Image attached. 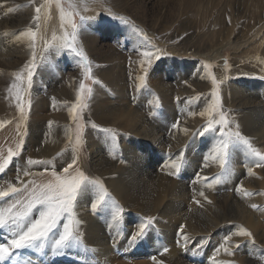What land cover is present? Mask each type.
I'll use <instances>...</instances> for the list:
<instances>
[{"label":"bare ground","instance_id":"bare-ground-1","mask_svg":"<svg viewBox=\"0 0 264 264\" xmlns=\"http://www.w3.org/2000/svg\"><path fill=\"white\" fill-rule=\"evenodd\" d=\"M66 1L72 6V8L75 9V11L78 13L77 15H79L80 18L83 17V19H81L83 25L85 24L84 22H87L91 25L96 21H104L108 18L113 19L114 13L119 10L125 11L123 9L125 7H128L130 10L134 9L136 11L134 12L135 16L142 14L143 17H146V6L144 3L147 0H100L101 4L99 5H96L95 3L98 2L94 0H82L86 1V4H82L81 0ZM169 1L170 0H161V2L158 3V10H155V20L158 21V23L165 22V24L169 23L170 26H173L174 24L178 23L174 22L175 19L173 16L175 12L172 10L168 11L169 7L167 3H169ZM246 1L249 2L248 5H246V8H249L250 6H253L254 8L256 7L254 11L250 10L252 12H249L251 13L252 17H255L254 15L258 16L261 12L264 13V0ZM172 2H174V0ZM184 2L183 9L185 12H188V7L191 6L190 1L185 0ZM35 3L36 0H0V13H7L4 17V24L2 25V22L0 23V28L1 30L3 29L2 35L6 37V39L11 40V44H9L10 46L6 44V46H3L4 42L0 40V66L9 67L11 65L9 57L13 54H23L24 58H26L25 62L22 61V64L24 65L22 70L24 73L20 74V72L15 69L16 72L21 75L20 80H17L16 77L14 79V77L11 76L12 78L9 81L10 84L6 86L7 88L4 93L5 98L2 97V101L0 99L2 102H0V158H5L7 156V151L9 148H14L15 150V145L13 142L14 137L16 139V144V142H18L20 139L18 137L21 136L22 131L24 130V132H26V148L24 155L21 156V160L19 161L21 167L24 170L30 167V170L33 171L32 166L27 165L28 159L35 158L34 156L37 155H43L46 158H54L53 161H51V163L47 164L46 166L40 165L45 168H54L58 163H63L68 158L71 159V162L68 163V165L73 164V160H75L76 163L73 164L72 169H70V173L71 175H77L79 173V167L81 166V163H85L82 162V159L80 160V156L78 154L67 151L69 149L67 147L71 144L69 141V124L70 120H72L73 105H76L77 102L76 96L79 91V84L70 81L66 86L58 87L56 90H52L48 97L47 95L46 97L36 94L31 95L29 90L32 87V83L25 81L26 73L28 72V61L33 56L30 48V42H28L27 37L23 35L18 36L17 43L15 42L16 39L12 37L15 31V23L17 22L14 21V18L11 19L12 16H14L15 9L17 8V11H20L19 15L21 18H23V22L21 24L27 25L30 21V16H32V9ZM62 3L63 2L60 0H57V4L55 6L52 5V18H54V20L57 22L59 17L58 23L60 24L61 22L65 26L67 25L66 18H69L67 19L68 23L73 24L74 16L70 17L72 14V9L71 11H68L66 15L62 14V12H60V10H62ZM25 5H27L26 8H24ZM170 8L174 9L175 4L173 3ZM41 10H44V6L41 7ZM185 12H183V14H186ZM47 13H49V10H47ZM125 14L127 13L125 12ZM187 14H189V12ZM214 22L218 23L221 33L223 31L229 32L227 36H224L226 39L224 40L223 37L222 43H218L215 42L216 39H214V36H212L209 40L210 49L203 48L201 51L199 49L201 45L204 47L206 46V43L208 44V42L202 43L201 45L199 44L197 47H194L193 50L191 49L192 51L196 50V52L192 53L191 55L213 60L219 58L222 55L223 50L227 47H230L231 45H233L236 49V41H232V39L237 36L239 37V35L234 31V29L231 30L230 27L225 28V21L223 22V16L221 13L218 14ZM10 23L14 24L13 28ZM155 23H152V25ZM158 25L161 26V24ZM7 27H10L11 30ZM57 27L58 30L61 31L58 24L54 25L53 27L48 26L46 29L43 28L42 32L44 38L42 40L43 43L41 48L38 50V56H44L47 51L63 54L64 51L62 47H65L67 58L70 59V61H72V63H74L77 68L82 66L78 57L73 56L76 55V53L67 47V44L69 43L66 42L64 38V30L62 29L61 31L62 35L58 34ZM85 27L87 30L81 34L85 38V41L83 42L80 39V33L83 31V28L79 32L76 31L75 41L78 44V49L83 51L84 56L90 60L91 80L95 82V85H92L93 89L89 98V106H87L88 108H86L85 111L88 118L86 129L87 134L85 138L90 162H88L90 166L86 165V171L92 176H95L98 179L97 181L104 185L106 191L107 189L111 191V198L106 197V199L109 200L107 206L111 207V209L115 206H118L120 209L122 208V210L125 211L124 213H126L127 218L123 223L119 222V219L114 221L112 214L105 215V220H112V222H114L115 226H111V228L115 229L116 231H120L121 234L124 232L128 234L130 231L139 230V222L143 220L139 218L138 215H141L145 218L151 217L153 218V224L148 227V231L142 238L141 244L145 246L147 249L146 252L148 253L153 252L156 254L160 248H167L166 253L170 255L176 253L179 254V251L174 248L173 243H182L186 248H189L193 244L192 241L195 242L198 238L204 237L206 234L212 236V238H221V235H223L222 233L226 231L223 230L224 227H222V225L223 223L227 222L238 221L245 223L248 226L247 228L251 229V232L254 236L256 233L254 227L259 221L258 219L260 217H264V168L261 167L255 172H252V170L249 172L250 166L252 167L255 164L254 161H257L258 158L251 160L250 163L248 162L245 165V163H242L241 156L239 157V155L235 154L234 152L233 156L231 155L232 158H230V163L228 165L230 170L233 167L232 170L235 171L233 183L236 184V187L232 186V188L229 185L227 190L231 193L222 194L221 190V195L219 196H216L215 193H212V191H209L207 188H205V183L198 184L194 181H191V178L194 176L195 172H197L200 168H202V171L200 172L201 178L206 177L205 179H207L211 174V172L208 173L210 171L209 169H207V172H204V168L201 167L198 160L195 159V157L198 155L197 153H194L193 149H191V147H194V145H191L190 149L182 150L183 155L186 154V156H184L185 158L183 159L185 160V175L186 177H189L187 182H176L171 176V174L178 169L177 166H179V159H181V150L176 151V153L174 152L175 158H177L174 162H171L173 164L167 163L161 165L165 155L163 151L164 148L166 149V144L170 143V141H173V145L170 147L171 150H176L177 146L189 139L192 131L195 130L199 124L205 121L208 114L202 116L200 113L204 112V107L206 105L209 106L206 92L208 85H206V83L201 80H196V82H193L192 79H185L188 81V84L193 83L191 85L192 89L194 90L193 93L204 92L203 99H201L199 106L200 109L192 115V121L195 124H193L191 121V124L186 126L188 127L186 129L189 131L186 133V135L183 134V136L185 135L183 137V141L182 136L177 137V135H173L175 136L174 139L171 138L170 135L166 137L164 132L168 128L170 116L174 110V105L170 99L172 92L174 91V87L171 86V83L166 81L169 79V77H166V80L164 79L165 76L169 75L168 72L165 73L164 68L162 66L158 67V65L155 68H151L152 61L150 63L147 61L141 62V64L135 65L137 72L141 74V76L138 77V85L136 86L135 90L136 92H134L132 95L134 99L130 100V95L127 91L128 78L127 74H125V65H122L123 70L118 71L117 73H111V70H109L108 67L102 73L100 69H98V71H94L96 64L106 65L105 61L113 58L114 54L112 51L108 53L102 52L103 47L97 48L98 37L95 35L96 32L90 31L88 26ZM161 27H163V29H168L166 26ZM182 28L183 26L181 25L176 29L179 31L180 29L182 30ZM263 30L264 18L259 22V26L256 27L254 34H258V32L260 33ZM218 31L215 33V35L218 34ZM234 33H236L235 36ZM252 40V38L245 37L238 44V47L243 48L249 45ZM73 42L74 41H72L71 44L74 46ZM200 42L199 39H197V44ZM155 45L157 46V44ZM6 47L8 48L6 49ZM255 50L256 51H251V53L253 52L252 54L249 53V50L245 54H242L243 58L239 60L240 65L237 64L236 66L235 64L230 75L231 77L236 75L254 76L261 73L262 67L264 68V37L263 39L257 41ZM238 51L240 52L241 50ZM158 53L160 55H165L163 49H161V52H157L156 54L159 55ZM239 56L240 55L237 57L239 58ZM115 58L116 57L113 59L115 60ZM46 65L47 64L43 60L38 66L35 75L41 74L43 78ZM78 70L81 73L82 79V70L79 68ZM221 70L222 71H219L217 69L216 76L220 82H223L225 81L224 78L226 75L223 74L225 73L223 68ZM262 71L264 72V70ZM131 75L132 74H130V76ZM5 77L7 76L4 75L3 78L0 77V83L4 84V82H6L4 81ZM141 77H144V79L141 80ZM42 78H38V76L34 77V89L43 85L42 82L44 81ZM248 83L249 82H247V84ZM256 83L257 82L253 81V83L248 84V87L250 89L252 87L255 88ZM146 84L151 88L148 92L149 96H152V88H155L158 91L159 99L161 100L162 109L159 111L160 116L157 118V120L155 119V122H153V120H150L152 122L148 121V118L144 113L147 112V109L144 110V101L148 96L147 92L146 96L143 98H141L139 93H137L140 88L146 91L144 88V85L146 86ZM178 85L182 86L181 83ZM178 85L176 90L177 92H180L178 91L180 88ZM183 86L185 87V85ZM101 88L105 91L101 90ZM17 91H19V99H17ZM223 91L225 97L224 101L228 102V100H230L233 103L232 107L237 109L235 116L233 117L234 122L233 120L231 121L233 122V130L236 131L238 129L241 135L247 138L250 144H252L254 149L258 148V150L262 151L264 154V104L252 96L254 92H251L252 94L250 95L249 91L242 89V86H225ZM225 92L227 93L228 97H230L229 99L226 98ZM106 93H108V95H106ZM174 93L176 92L174 91ZM18 104L21 107L18 108ZM134 104L138 105V108L134 107ZM26 106L28 107L27 111H25ZM21 108L23 111H21ZM140 110H142L143 113ZM16 124H18L17 127ZM93 125H95V127H93ZM95 128L118 130L120 134L119 136L121 137L120 139L123 142H130V147H124L123 156L125 159L123 161H114L110 160L108 156L106 157V155L101 150L103 145L102 141L98 140L97 135H99V137H106L107 135L101 131L98 132L100 134L96 135ZM184 128L185 126H182V132ZM17 130H21V132L18 133ZM127 135H129V137ZM126 136L128 138H126ZM139 138L146 139L150 144L154 145L156 160L147 158L148 155L146 154L148 153L145 151H143L142 155L137 154L134 148L136 146L137 148L139 147V143H137L139 142ZM3 139H6L5 143L2 141ZM213 139L214 138L211 137V140ZM34 147V153L30 155V150ZM170 147H168V149ZM64 149L65 151H62ZM214 154L215 153L213 152L209 158H213L212 156L215 157ZM46 158H44L43 161H46ZM42 159L43 158H37L35 160L42 161ZM241 163V167H236ZM68 165L64 168H67ZM243 165L244 167H242ZM158 166H161L160 170H157ZM63 170L61 172H57V174H62ZM35 176L38 175L34 174L31 178L34 179ZM23 177L26 178L24 174ZM53 180L54 177L52 176L51 172L36 178L34 183L35 185H44L52 182ZM29 190H31V185H29ZM200 193H203L204 195L201 196ZM82 194L84 195L79 198L76 207L77 212L75 213V218L78 223H76L74 227L76 230L75 232L78 233L81 239L80 241L82 242V245H78V243L75 242L71 247L66 248L65 251L68 254L72 253L74 255V258L72 256L68 258L67 263L78 264L76 262V257L81 253V251H85L83 256L86 255L87 259L90 260V257L94 259L93 264H109L111 261L114 262V259L116 258L112 255V249L114 248H111L109 245V237L106 236L102 229L103 227L98 224L97 220L86 215L88 210L85 209V205L91 201L89 199L91 196L87 191L83 192ZM85 195H87V197H84ZM26 197L27 196L23 195L21 197V201H25ZM190 199H192V201H190ZM116 202H119L121 207L119 204L117 205ZM252 205H256V208H253ZM181 225L184 226L182 230L180 228ZM120 226H122V228ZM176 230L182 231L179 238L175 236ZM0 234L2 239H4L3 234H10V232L7 228H0ZM159 238H161V240ZM261 240L264 244V235H261ZM75 245L81 250H77ZM117 246L118 243L116 244V247ZM248 246L250 254H253L254 252V255H258L259 252L257 251L256 244L250 243ZM49 249L50 246H48V249L45 250V252H48ZM42 252L43 251H41L39 255H34L32 252L27 251L23 257L15 260L14 263L30 264L38 257L39 260L47 261L50 259V261H52L46 264H65L60 259H58L56 255L60 253L61 250H54L51 256H45Z\"/></svg>","mask_w":264,"mask_h":264},{"label":"rangeland","instance_id":"rangeland-1","mask_svg":"<svg viewBox=\"0 0 264 264\" xmlns=\"http://www.w3.org/2000/svg\"><path fill=\"white\" fill-rule=\"evenodd\" d=\"M60 1L63 2L61 6L62 10H60L62 14L66 15L68 11H71L72 9V14L70 17L74 16L73 24L77 26L76 31L79 32L83 28V31L80 33L81 40L83 42L85 41V38L81 34L87 30L85 26H88L90 31L96 32L95 35L98 37L97 48L103 47L102 52L104 53H108L112 51V53L114 54V57H116L115 60L113 59L114 57L106 60L105 61L106 65L96 64V68L94 71H98V69H100L102 73L108 67V69L111 70V73H117L118 71H122L123 70L122 65H125V74H127V78H128L127 91L130 95L129 97L130 100L134 99L132 95L134 94V92H136L135 90H136V86L138 85V77L141 76V74L137 72L135 65H139L141 64V62H146V61L148 62V58L144 56V53L148 51L149 53L153 54L151 58V61H152L151 68L152 67L155 68L158 65V67L162 66L164 68L165 73L168 72L170 76L169 75L165 76L164 79L166 77H169V79L167 80L165 79V80L171 83V86L174 87V91L176 93H174L173 91L170 97L174 105V110H173L172 115L170 116L168 128L164 132V135H166V137L170 135L171 138L174 139L176 135L177 137L182 136V141H183V137L189 131L188 129H186L188 128L186 126L191 124L192 115L195 114V112L200 109L199 106L201 103V99H203L204 92H198V93L194 92L193 93L194 90L191 87L193 83L188 84V81L185 79H192L193 82H196V80L197 81L201 80V81H204L206 85H208V89H206V92L208 96L209 106L212 105L214 102H217V101L219 102L220 109L218 111L224 114L226 113V116H227L226 119L229 121V124L226 127V131L235 132L233 130L234 129L233 127L234 118L233 117L235 116V112L237 111V109L232 107L233 103L230 100H228V102L224 101L225 97H224L223 90L225 86H229V85H237L240 87L242 86V89L249 91L250 95L252 94L251 92H254L253 93L254 95L252 94V96L255 97L259 102H262L264 104V72L262 71L264 70L263 67H262L261 73H259L260 75L256 74L254 76L252 75H247V76L236 75L232 77L230 76L232 70L234 69L235 64L236 66L237 64L240 65L239 60L243 58L242 54H245L248 50H249V53H251V51L253 50L256 51L257 49L255 50V48L257 45V41L263 39L264 37V32H263L264 30L260 33L258 32V34H254V32L256 31V27L259 26V22L262 21L264 18V13L261 12L258 16L254 15L255 17H252L251 13L249 12L254 11L256 7L254 8L253 6H250L249 8H246V5H248L249 3L248 1L246 0H240V1L239 0H188L190 1L191 6L188 7L187 11L189 12V14H187L188 12H185L183 9L185 0H174V2H172L173 0H170L169 1L170 4L167 3L169 10L167 7L166 9L168 11L172 10L175 12L173 16L175 19L174 22L178 23V24H174L173 26H170L169 23L165 24V22L158 23V21L155 20L156 18L155 10H158V3H160L161 0H149V1L147 0L148 2L146 1L144 3V5L146 6L145 8L146 17H143L142 14L135 16L134 12L136 11L134 9L130 10L128 7L127 8L125 7L126 9L123 8L125 11H121V10L116 11V13H114L113 19L108 18V19H105L104 21H96L92 23L91 25L87 22H84L85 24L83 25V22H81V18L79 15H77L78 13L75 11V9L72 8V6L69 5V3L66 0H60ZM86 1H82V4L83 3L86 4ZM94 1L98 2V3H95L96 5L101 4L100 0H94ZM173 3L175 4L174 9L170 8V6H172ZM56 4H57V0H36V3L32 9V16H30V21L27 25L21 24L23 22V18H21V16L19 15L20 11H17V8H16L14 11L15 12L14 16H12L11 18V19L14 18L15 22L17 21L15 23V27H14L15 31L12 37L16 39L15 42L17 43L18 36L23 35V36H26L28 39V42H30V48H31L32 55H33L32 58L29 59L28 61L29 65L30 64L32 65V72H33V76L31 78L32 87L29 90L31 95L36 94V95H42L45 97L47 95L48 97L52 90H56L58 87H64L70 81L78 83L79 86L81 83H84L85 89L81 93L82 97L84 98L83 99L84 102L82 101L79 104L78 102H76L77 108L75 112H73L72 120H70V124H69V141L71 144L68 145L67 148L69 149L67 151H71V152H74L75 154H78L80 156V160L82 159V162L85 163V164L81 163V166L79 167V172H83L84 175L89 178V180L97 181L98 179L95 176H92L90 173L86 171V165L90 166L89 164L90 162L88 158L89 156L88 148L86 146V138H85L87 134L86 129H87V123H88L87 113L85 111H86V108H88L87 106H89V100H90L89 98L91 95V93L88 92V89H91L92 91L93 86L95 85V82L91 80L90 60L87 57H86L87 58L86 60H82L79 56L73 55V56L78 57L82 65L78 67L79 69L82 70V79H81V73L78 70L77 66L74 63H72L70 59L67 58L65 47H62L64 51L63 54L58 53V52H53V51H47L44 54V56H41V57L38 56V50H40L41 45L43 43L42 40L44 38L43 32H42L43 28L46 29L48 28V26L53 27L54 25L58 24L60 30L62 31L63 29L65 32L64 38L66 42L71 43L73 41L72 35H71L73 32L72 24H69L67 21V19L69 18H66L67 25L65 26L61 22L60 24L58 23L59 17H58V21L56 22L54 18H52L51 16V11H52L51 7L52 5L55 6ZM42 6H44V10H41ZM26 7L27 5L24 6V8ZM37 8L40 9V12L38 14V19L36 18ZM47 10H49V13H47ZM182 11L185 12L186 14H183ZM125 12L127 14H125ZM219 13H221L223 16V22L225 21L224 22L225 28L230 27L231 30L234 29V31L239 35V37L238 36L234 37L236 35V33H234V36H233L234 38L232 39V41H236L235 42L236 49L233 45H231L230 47H227L223 50V53L219 58L213 59V60L191 55L192 53L196 52V50L192 51L193 48L197 47L199 44L201 45L202 43L208 42V44L206 43V46L204 47L203 45H201V47L199 48L201 51L203 50V48L210 49L209 40L212 36H214V39H216V41L215 40L214 41L218 43L220 42L222 43L223 37L227 36L229 32L223 31L222 32L223 34H222L221 31L219 30L218 23L214 22ZM6 14L0 13V23L2 22L1 23L2 25L4 24L3 21L5 20L4 17L6 16ZM154 20L157 23H155ZM152 23H155V24L152 25ZM10 24L12 25V28H13L14 24L13 23H10ZM158 24H161V26H166L168 27V29H163V27H161ZM181 25L183 26L182 30L180 29L179 31H177L176 28L180 27ZM7 28L11 30L10 27H7ZM1 31H0V40L4 42L3 46L11 44V40L6 39V37L2 35L3 31L2 33ZM61 31H59L57 27L58 34H61ZM217 31H218V34L215 35ZM29 33H34V35H30ZM242 37L243 38L249 37V38H252L253 40L249 45L243 48H239L238 44L241 42V40H243ZM197 39H199V42L200 41L202 42L197 44ZM225 39L226 38L224 37V40ZM73 43H74L75 49L77 48L76 51L77 50L81 51L80 49H78V44L75 40ZM155 44H157V46ZM7 48L8 47H6V49ZM161 49H163V52H165V55L164 54L160 55L159 53H158L159 55L156 54L157 52H161ZM238 50H241V51L239 52ZM238 55H240L241 57L239 56L238 58L237 57ZM9 58H10L9 60L11 61L10 62L11 65L9 67L0 66V77L3 78L4 75L7 76L4 79V81L6 82H4V84L0 83L1 101L3 98H5L4 93L7 88L6 86L10 84L9 81L11 80V78L14 77L15 79L16 77L17 79V75L24 73V71L22 70L24 66L22 64V61L25 62L26 58H24L23 54H13ZM43 60L45 61L47 65L45 67L44 77L42 78L41 74L35 75V72ZM222 68H223V71L225 72L223 74H225L226 76L224 78L225 81L220 82L217 79L216 74H217V69L219 71H222L221 70ZM12 69L18 70L20 74L17 73L16 70L13 71ZM27 73L25 77L26 82L29 81ZM130 74L132 75L130 76ZM35 76L36 77L38 76V78H42V80L44 81L42 82L43 85L38 86L36 89L33 88V79ZM252 80L257 83L255 84L256 85L255 88L252 87L250 89L248 87V84L253 83ZM179 82L181 83L182 86L185 85V87L179 86L178 85L180 84ZM247 82L249 83L247 84ZM177 85L180 87L178 90L180 92H177L176 90ZM144 88L146 91L140 88L137 91V93H139V96L143 98L146 96V92H147V95H148L146 98L147 101L146 100L144 101V106H145L144 110L147 109V112H144V113H145V116L148 118V121L153 120V122H155V119L157 120V118H159L160 116L159 111H161L162 109L161 100L159 99L158 91L155 88H152L153 89L152 96H149V93H148L149 90L151 89L150 86L149 85L147 86L146 84V86L144 85ZM101 90H104V89L101 88ZM213 92H216L217 95L213 96ZM225 94H226V98L229 99L230 97H228L226 92ZM106 95H108V93H106ZM153 96L155 97V99ZM207 106L208 105L204 107V112H206V109L209 108V106L208 107ZM134 107L138 108V105L134 104ZM27 108L28 107L26 106L25 111H27ZM140 111L142 112V110ZM213 117H215V119H219V115L217 113H212L211 115H207L205 121L199 124V126L195 130L192 131V134L189 137V139H187L184 143H180L177 146L176 150L175 149L171 150L170 146L173 145V141H170V143H167L166 149L164 148V151H163L165 155L163 157L164 159L162 160L161 165L174 162L177 158V157L175 158L176 151L181 150V157H180L181 159H179L178 169L177 171L172 173L171 176L173 180H175L176 182H181V181L187 182V179L189 177H186L185 175V160L183 159L185 158L184 156H186V154L183 155L182 150L190 149L191 145H194V147H191V149H193L194 153H197L198 155L197 157H195V159L198 160L201 167L204 168L203 169L204 172H207V169H209L210 171L208 173L211 172L212 175L210 174L207 179H205L206 177L201 178L200 172L202 171V168H200L197 172H195L194 176L191 178V181H194L198 184L205 183L204 184L205 188H207L209 191H212V193H215L216 196H219L221 195L220 193L221 190H222V194L231 193L227 190L229 185L231 187L232 186L236 187V184L233 183L234 182L233 177L235 175V171L232 170L233 167L230 170L229 165H228L230 163V158H232L234 152L235 154L239 155V157L241 156L242 163L243 164L245 163V165L248 162L250 163L251 160L255 158L259 159V157L253 156L247 145H243L241 143H230L228 156L225 159L223 168H221L220 160L217 158V149L222 139L219 133V129L217 128L216 132H208L204 134L203 136L200 135V132L203 131L202 126L206 124L207 120L212 119ZM232 120L233 122H231ZM192 123L195 124L193 121ZM17 126L18 124H16V127ZM182 126H185V128L183 129V132H182ZM95 130H96L95 132L96 135L100 134L98 133L99 131L107 135L106 137H99V135H97L98 140L102 141L103 145H102L101 150L106 155V157L108 156L110 160H114V161H117V160L123 161L125 159L123 156L124 147H130L129 145L130 142L129 141L123 142L120 139L121 137L119 136L120 134L118 130L100 129V128L99 129L95 128ZM17 132L20 133L21 130H17ZM25 134L26 132H24L23 130L21 136L18 137L20 139L18 142H16V144H15L16 139L14 137L13 142L15 145L14 146L15 150L14 148L13 149L9 148L7 151V156L10 151L18 152L20 156H14L12 161L6 168L5 172L0 173V190H4L5 188H7L8 184L11 183L13 184V186L20 187L21 191L14 196L0 199V212H3L5 209L11 207V205L15 204L17 200H21L22 199L21 197L23 195L28 197V194H26L28 192L23 190V187L17 180L18 172H19L20 181H23L26 184L31 185L30 182H33L36 178L40 177L41 175H44V174L46 175L47 173H51L53 170H55L56 173L61 172L64 169V167L67 166L68 163L71 162V159L68 158L63 163H58L54 168H45L40 165L32 166L33 171L31 172L38 176H35L34 179L31 178L33 175L26 176V178L23 177L24 169L21 167L19 161L21 160L20 159L21 156L24 155L25 148H26V144H25L26 135ZM183 134L185 135L183 136ZM127 136L129 137V135ZM127 136L126 138H128ZM211 137L214 139L211 140ZM2 141L5 143L6 139H3ZM21 141H23V146L19 147L21 145ZM137 143H139V147L137 148L136 146L134 148L137 154L142 155L143 151H145L146 153H148L146 154L148 155L147 158L156 160L154 145L150 144L146 139H140V138H139V142ZM250 145H251V148L254 149L252 144ZM168 147L170 148L168 149ZM65 149L62 151H65ZM34 150H35V147L30 150V155L34 153ZM255 150L261 153L262 155H264L262 151L258 150V148H256ZM213 152L215 153L214 154L215 157L212 156L213 158H209V156H211ZM7 156L5 158H7ZM34 157L35 158H31L30 156L32 160H35L37 158H43L42 159L43 161L44 158H46L43 155H37ZM5 158H0V162H2ZM197 158H199L200 160ZM53 159L54 158H46L45 160L48 161V164H49L51 163V161H53ZM242 163L240 165H237L236 167H241ZM254 163H255L254 164L255 166L253 164H252L253 165L252 167L250 166V169L252 170V172H255L256 170H259L261 168L257 166L256 161H254ZM242 167H244V165ZM160 168L161 166H158L157 170H160ZM86 191L91 196L89 197L91 201L85 205V209L88 210L86 212V215L97 220L98 224L101 227H103L102 228L103 231L105 232L106 236L109 237V245L111 246V248H114L112 249V255L115 256L116 259H114V262L111 261L109 264H118V263L119 264H147V263L148 264H264V254H263L264 244L262 243V240H261V235H264V217H260L258 219L259 221L257 222V225L254 227L256 230V233L254 236L251 232V229L247 228L248 226L245 223H241L238 221L227 222V223H223L222 225V227H224L223 230H226V231L224 232L222 231L223 235H221V238L219 237L212 238V236L206 234L204 237L198 238L195 242L192 241L193 244L189 248H186L184 244L182 243L180 244L173 243L174 248L179 251V254L177 253L172 254V255L167 254L164 251V248H160V250L156 254L153 252L148 253L146 252L147 249L145 248V246L141 244L142 239H138L135 244H129V239L131 238V235L136 231H130L128 232V234L126 232L121 234L120 231H116L115 229L111 228V226H115L112 220H105V217H106L105 215H108V214L113 215L116 211V207L111 209V207L107 206V203L109 202V200L106 199V201L103 204L99 205L95 211L92 209L91 205L93 202H95L97 198L98 188L92 184H88L85 186V190L83 192H86ZM82 193L78 195L77 201L74 202V207H73L74 217H76L75 213L77 212L76 207H77L79 198L84 195ZM107 193L109 194L108 197L111 198L112 196L111 191L107 189ZM84 197H87V195H85ZM190 201H192V199H190ZM116 204L120 205L119 202H116ZM18 210H19V206H17L16 209H13V211H18ZM124 212L125 211L122 210V213L120 214V217H119V222H122V223L125 222V219L127 218V216H126V213ZM34 215H38V213H36L35 210H34ZM138 216L142 220L146 219L145 217L141 215H138ZM141 222H139V224ZM73 227H75V224L73 225ZM120 227L122 228V226ZM241 229L245 230L246 232L251 233V236L249 237V236L237 234L240 232ZM74 231L76 230L74 229ZM147 231H148V228L146 230V233ZM175 232H176L175 236L179 238L181 236L182 231L176 230ZM3 237L4 239H2L1 234H0V242H7V238H10V234H3ZM225 237H230V239L227 240L226 242ZM159 239L161 240V238ZM116 242L118 243L117 247H116V244H117ZM52 243H53V240L50 234V238L45 241L44 249L42 248L39 251H37L36 248H24V249L16 250V252L14 253V259L9 260L7 264L9 263L15 264L14 261L23 257L25 253H27V251L32 252L34 255H39L41 251H43L42 252L43 255L51 256L53 254V251L56 250L52 247ZM74 243L75 242H73V244ZM250 243L256 244L257 251L259 252L258 255H254V252L253 254H250V250L248 246L250 245ZM79 244L82 245V242L79 241L78 245ZM221 244H225L226 247L229 248L232 254L229 255L228 253H226L225 249L221 247ZM237 245H239V247H236ZM48 246H50V249L48 252H45V250L48 249ZM76 248L77 250L80 249L77 246ZM217 249H219V251H217ZM60 250L61 252L56 254L57 258L60 259L63 263L69 264L67 263L68 258L70 256L74 258V255L72 253L68 254L65 251L66 248L60 249ZM84 253L85 251H81V253L78 254V256L76 257V262L78 264H93L94 259L92 257H90V260L87 259L86 255L83 256ZM48 262H52V261H50V259L47 261L39 260V258L37 257V259L30 264H46Z\"/></svg>","mask_w":264,"mask_h":264},{"label":"snow or ice","instance_id":"snow-or-ice-1","mask_svg":"<svg viewBox=\"0 0 264 264\" xmlns=\"http://www.w3.org/2000/svg\"><path fill=\"white\" fill-rule=\"evenodd\" d=\"M40 9H36L37 19ZM83 19V17L81 18ZM76 25L72 24V40H75L76 37ZM34 35V33H29ZM67 47L71 48L72 51L76 53L82 60L87 58L84 56L83 51H76L73 44H67ZM152 53L146 52L144 56L148 58V62H151ZM146 71V69H145ZM28 79L31 82L33 76L32 65H28ZM144 77H141L143 80ZM17 80H20V76L17 75ZM215 83V81H214ZM85 85L81 83L79 86V91L76 96V100L79 103L83 101L81 93L84 91ZM88 92L91 93V89H88ZM217 93L213 92V96H216ZM17 99H19V91H17ZM86 106V105H85ZM17 107H21L19 104ZM77 105H73L72 111L75 112ZM220 109L219 102H214L212 105L206 109V112L200 113V115H211L212 113H217L219 119L207 120L206 124L203 127V131L200 132V135L203 136L208 132H216L217 128L219 129L220 136L222 137L220 144L217 149V158L220 160L221 168L224 166L226 157L228 156V151L230 143H241L247 145L252 155L259 157L256 161L258 167L264 168V155L257 152L255 149L251 148L249 141L241 135L240 131L237 129L235 132L226 131V127L229 124V121L226 119V114L219 112ZM21 111L23 109L21 108ZM95 127V125H93ZM175 127V125H174ZM23 146V141L21 145ZM14 156H19L18 152H9L7 158L0 162V173H4ZM76 161L73 160V164ZM48 161H39L28 159V166H37V165H47ZM73 164H69L67 168H64L62 174H57L55 170L52 171V176L54 180L44 185H35L34 181L31 183V190L29 191V185L23 181H20L19 172L17 174V180L23 187V190L28 192V197L25 201L17 200L15 204L11 207L5 209L3 212H0V228H7L10 232V238H7V242H0V264H7L9 260L14 259V253L16 250L24 248H36L37 251L42 249L45 245V241L50 238V234L53 240L52 247L56 250L64 249L71 247L73 242H79L80 237L78 233L74 231L73 225L78 223L75 220L73 207L74 202L77 201L78 195L85 190V186L92 184L98 188V195L95 202L92 203L91 207L95 211L97 207L103 204L108 197V193L104 188V185L99 183V181L89 180L83 172H79L77 175H71L70 169H72ZM178 167V166H177ZM251 172V169H249ZM34 175L30 167L24 170V176ZM239 190V189H238ZM21 191L20 187L13 186L9 183L7 188L0 190V199L14 196ZM203 196V193H200ZM114 204V202H113ZM19 206L18 211H13ZM39 206V207H37ZM115 206V205H114ZM116 211L113 214V220H118L122 209L118 206ZM253 208H256V205H252ZM34 210L38 215H34ZM153 224V218L149 217L143 220L138 225V231L134 232L129 239V244H135L138 239H142L145 236L146 230ZM183 225L180 226L181 230ZM239 235L251 236V233L246 232L241 229ZM230 237H225V241L229 240ZM221 247L225 249V252L231 255V251L225 244H221ZM236 247H239L237 245ZM167 251V248L164 249ZM219 251V249H217Z\"/></svg>","mask_w":264,"mask_h":264}]
</instances>
